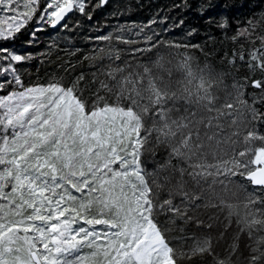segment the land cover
Listing matches in <instances>:
<instances>
[{"label":"snow or ice","instance_id":"obj_1","mask_svg":"<svg viewBox=\"0 0 264 264\" xmlns=\"http://www.w3.org/2000/svg\"><path fill=\"white\" fill-rule=\"evenodd\" d=\"M85 7V0H0V41H14L33 19L66 28L65 17L74 9L85 14ZM155 23L138 27L133 35L140 39L125 38V29L97 37L106 48L84 59L110 62L97 70L104 80L97 73L86 80L82 72L26 86L17 65L34 57L0 44V264H180L193 256L231 264L235 242L220 258L210 238L184 251L188 237L171 235L178 219L202 224L195 215L202 207L227 209L250 238L264 231V111L255 106L264 105V17L237 27L231 40L241 42L240 51L225 57L232 67L239 61L261 73L250 85L248 77L226 85L209 53L161 39ZM113 41L144 46L118 50ZM191 49L205 56L203 65ZM121 51L133 61L147 53L156 59L120 66ZM249 86L260 92L248 93L251 104ZM218 90L225 92L219 106ZM153 133L168 158L150 173L141 157L152 150L146 146ZM233 188L245 194L242 216L230 202ZM246 264H264V236L255 238Z\"/></svg>","mask_w":264,"mask_h":264},{"label":"trees","instance_id":"obj_2","mask_svg":"<svg viewBox=\"0 0 264 264\" xmlns=\"http://www.w3.org/2000/svg\"><path fill=\"white\" fill-rule=\"evenodd\" d=\"M86 3L85 14H79L75 21H70L66 30L68 33L61 32V29L56 26H48L42 31H36L33 38L31 33L36 27L32 25L34 22L32 20L17 34L14 41H0V44L11 48L16 53L31 54L34 57L30 61L17 65L26 86L45 84L54 77H63L65 81H69L82 72L86 80L92 73H97L100 80L106 79L97 70L101 65H107V61L98 59L90 63L84 59L85 56L95 54L96 49L105 48L106 43L97 40V37L108 35L112 30L116 31L115 28L118 25L124 28L140 27L148 25L153 20L157 23L152 24L151 28L162 31L161 39L182 44H197L205 53H209L208 62L215 67L216 71L227 74L224 78L226 85L230 86L234 80L243 83L245 77L249 78L250 85L252 79L261 78L259 71L253 75L242 62L238 61L235 67L230 66L225 57L231 58L234 50L240 51L241 42L233 43L231 40L237 27L242 26L243 22L249 19L264 17V0H113L104 7L95 6L97 0H87ZM224 21H227L228 26L219 27ZM145 30L148 31L147 28ZM63 35L67 36L65 46L61 44L62 41L54 40L57 36L62 39ZM30 40L31 43H29ZM52 43L59 44L50 46ZM248 48L249 45L244 44L246 59ZM167 51L169 50H162V53L166 54ZM190 54L194 55L201 65L204 64L205 56L199 50L191 49ZM153 58V53H149V56L138 57L136 62H147L148 59L152 61ZM66 67L70 69L67 73ZM97 86L93 84L92 89L94 90ZM228 90L231 91V88L229 87ZM248 93H255L257 96L260 94L258 89L249 86L245 98L250 104L252 101ZM100 94L104 95L102 91ZM216 94L220 97L219 104L222 103L225 92L218 90ZM89 95V91L86 90L85 96ZM255 106L264 111V105L257 103ZM261 131L264 132V128ZM146 147H151L152 150L145 152L141 159L147 171L153 173L167 160L168 149L164 146H156L155 137ZM172 163L175 164L177 161L173 159ZM185 180L188 181L187 175ZM188 187L193 188L194 184L188 183ZM195 215L203 222L202 224L197 225L195 221L185 224L179 220L172 225L173 232L177 233L173 236L188 237L183 247L190 249L193 238L202 235L203 238H210L216 254L220 258H225L231 253L235 242L239 250L231 256V264L242 258L246 261L250 247L254 246L255 238L260 236L256 234L259 231L253 232L255 238L251 240L247 231H243L242 225L238 223V217L235 215L228 217L227 209L202 207L196 210ZM180 229H183V232ZM184 263L212 264V260L207 256H193L191 259H185Z\"/></svg>","mask_w":264,"mask_h":264},{"label":"rangeland","instance_id":"obj_3","mask_svg":"<svg viewBox=\"0 0 264 264\" xmlns=\"http://www.w3.org/2000/svg\"><path fill=\"white\" fill-rule=\"evenodd\" d=\"M87 0H85V5H86V7H87ZM41 6H43V5H41ZM85 7V8H86ZM79 14L81 15V13H79V12H77V11H75V9H74V11L72 12V15L70 16V17H68L67 18V20H66V23H67V27L66 28H64V27H61V26H57L58 28H60L61 29V32H63V31H66L67 30V28H68V26L70 25V21H75V19H76V17H79ZM37 15H39V13H37ZM34 20V22L32 23V25L34 26V27H36L35 29H39V31L41 30H44L46 27H53L51 24H48V23H46V22H37L35 19H33ZM32 21H30L29 22V24L31 23ZM65 23V22H64ZM28 24V25H29ZM5 27H6V25H4ZM27 26V25H26ZM138 27L139 26H129V27H126V28H124L123 26L121 27L120 25H118L117 26V28H115V30L116 31H114V30H112V32H110L109 34H121V33H119V29H125V31L122 33V35H124V37L125 38H127V39H140L139 37H136V36H134L133 35V33L135 32V31H137L138 30ZM163 30V29H162ZM146 31V30H145ZM154 31L155 32H157V33H159V35L162 33V31H158V29H154ZM164 31V30H163ZM67 32V31H66ZM71 32V31H70ZM149 35H150V31H146ZM68 33V32H67ZM64 37L61 39V37H55V39L54 40H59V41H62L63 43H61L62 45H64L65 46V44L67 43V36L66 35H63ZM104 36V35H103ZM57 38V39H56ZM160 38H161V35H160ZM66 40V41H65ZM104 42V41H103ZM104 43H107V42H104ZM113 43H114V45H115V47L118 49V50H126V49H128V48H131V47H138V46H144L143 44H140V45H124V44H116V42L115 41H113ZM53 44H59V43H52V44H50V46H52ZM120 45V46H119ZM105 48H106V44H105V46H104ZM17 54H21V53H17ZM153 55H154V58H153V60L152 61H154L155 59H156V55L153 53ZM144 56H149V53H147V54H145ZM143 56V57H144ZM166 59H172L173 60V63H176V60L177 59H179L178 57L177 58H175V59H173L172 57H167L166 56ZM105 61H107L108 63H110L107 59H104ZM124 60H128V61H131V62H133V63H136V61H133V59H132V56H130L129 54H128V52L127 51H121V60L120 61H116V64H119L120 66H123V61ZM142 63H150V59H148V61L147 62H142ZM179 78V73H176V72H174L173 73V79H178ZM31 86V85H30ZM0 94H6V93H0ZM220 101V100H219ZM217 106H219V102H217ZM192 110H195L194 108L192 109ZM180 114H183V108H181V113H173V116L174 117H176V116H178V115H180ZM222 122H224V121H222ZM145 124H146V126H149L150 124H151V120H146L145 121ZM201 131L203 132V127L201 128ZM153 137H155V133H153V135H152V137H150V140L149 141H153ZM179 137H177V139H178ZM225 158H227V157H225ZM208 159L211 161L212 160V157H211V155L208 157ZM187 175V174H186ZM185 175V176H186ZM188 177V176H187ZM237 181H239L241 178L240 177H236L235 178ZM211 180H212V177H209L208 179H207V181H201V184L204 186V187H207V185L211 182ZM193 183L192 181H191V179L188 177V183L189 184H191V183ZM246 183V182H245ZM248 191H251L252 189H250L249 187H248V189H247ZM233 191H236L237 192V195H236V197H231L230 198V202L231 203H234V204H239V212H240V215L242 216L243 214H244V208H243V204H242V201H243V199H244V192L243 191H239V190H237L236 188H233ZM230 195V194H229ZM175 202L176 203H179L180 202V198L179 197H176V199H175ZM257 207H259V206H257ZM220 209V208H219ZM190 215V214H189ZM179 221V219L178 220H176V222H175V224L177 223ZM174 224V225H175ZM253 232H255V230L253 231ZM258 232V231H257ZM174 233L175 234H177L176 232H173L172 231V233H171V235L173 236L174 235ZM256 234H260V236L262 235V236H264V231H259L258 233H256ZM249 237V236H248ZM203 238V236L202 235H199V236H196L195 238H193L194 239V241L192 242V245L196 242V240L197 239H202ZM250 238V237H249ZM255 238V236H252V238H250L251 240H253ZM183 250L184 251H188L189 249H188V247H183ZM185 260V259H184ZM184 260L183 261H181L180 262V264H185L184 263ZM235 260H237V258L235 259ZM234 260V261H235ZM237 262H240V263H237ZM246 261H245V259L244 258H242L240 261L238 260V261H235V263L234 264H246L245 263Z\"/></svg>","mask_w":264,"mask_h":264},{"label":"water","instance_id":"obj_4","mask_svg":"<svg viewBox=\"0 0 264 264\" xmlns=\"http://www.w3.org/2000/svg\"><path fill=\"white\" fill-rule=\"evenodd\" d=\"M113 1V0H108V2ZM107 4V3H106ZM106 4H104L102 7L106 6ZM72 13H69L68 16L65 17V21L67 20L68 17L71 16ZM65 21H61V24H63ZM56 26H60V24H57Z\"/></svg>","mask_w":264,"mask_h":264},{"label":"flooded vegetation","instance_id":"obj_5","mask_svg":"<svg viewBox=\"0 0 264 264\" xmlns=\"http://www.w3.org/2000/svg\"><path fill=\"white\" fill-rule=\"evenodd\" d=\"M111 2V1H110ZM109 3V2H108ZM72 15V14H71Z\"/></svg>","mask_w":264,"mask_h":264}]
</instances>
